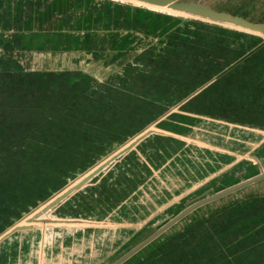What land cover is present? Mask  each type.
Returning <instances> with one entry per match:
<instances>
[{
	"label": "trees",
	"instance_id": "1",
	"mask_svg": "<svg viewBox=\"0 0 264 264\" xmlns=\"http://www.w3.org/2000/svg\"><path fill=\"white\" fill-rule=\"evenodd\" d=\"M45 22L51 25L46 27ZM26 30H32L29 37H36L37 44L27 41ZM41 33L45 38L42 43ZM0 39V48L7 56V59L0 56V60H7L10 64L7 68L0 65V72H5L0 75L13 73L12 76L18 78L16 72L22 70L15 66L18 62L15 53L24 58L33 53L80 52L90 57L85 66L96 76L78 67L64 70L77 71L78 75L67 78L57 74L64 78L69 88L77 90L79 102L72 101L74 107H58V100L46 107L42 99L31 106L32 99L29 95L28 99L22 98L19 90L34 87L19 85L10 79L0 81L3 91L0 97L11 100L18 110L0 108V233L50 198L59 187L105 156L110 149L160 117L166 111L158 103L163 98L166 102L180 101L203 84L210 83L219 72L225 71L214 83L207 85L197 96V101L204 102V96L208 97V101H212L211 109L216 101H220L224 106L238 109L243 114L241 119L230 115L231 108L222 111L203 109L200 103L195 105L198 112L181 110L264 129L262 37L114 0H0ZM136 41L138 45L134 44ZM178 41L187 44V54L198 55L194 57L196 60H189L190 65L187 66L183 61H177L174 91L168 93V85L157 92H152V86L151 92L137 90L135 87L140 81L135 80V75L155 74L158 70L156 63L177 50L179 45L175 43ZM113 66L118 67L112 72ZM200 67L202 74L194 75L193 71ZM211 72H214L212 76L209 75ZM41 73L35 72L30 76L49 79L48 74H44L46 72ZM101 75L107 77L103 79L99 77ZM189 79H199V82L187 87ZM44 94L49 96L50 93L40 90L37 99ZM116 94L127 95L125 110L116 108V101L120 102L122 98H117ZM84 97L90 100H82ZM154 104L160 108L150 111ZM25 105L30 110L31 119L20 116L16 120L2 121L3 111L20 114L24 112L20 108ZM140 116L141 122L127 128L121 135L97 131V125L106 119L112 122ZM173 118L188 124L200 120L172 113L159 125L187 133V127L171 122ZM101 136L103 139L98 142ZM156 141L161 142L158 147L148 146ZM143 143L147 144L151 154L143 153L144 157L132 154L134 161H129L128 156L125 164L117 165L119 172L116 169L117 174L111 179L101 181L93 194H83L85 197L67 202L57 210L58 214L98 219L112 214L118 219L136 220L134 214H143L139 206L147 212L148 205L133 202L136 200L133 195L135 186L138 183L152 185L154 167H161L163 173L167 172V177H172L180 165L188 172L190 168L194 172L195 168H204L202 165L192 166L189 159H194V153H189L191 147L195 150L192 143L187 145L184 140L162 134H153ZM90 144L96 145L94 152L87 150ZM145 146L141 148L145 150ZM258 150L263 153L264 145ZM78 151L80 155L77 157ZM74 158L76 160L72 162ZM132 177L140 181L131 188L128 181L133 182ZM172 181L173 178H168V182ZM184 200L169 208V212L178 213L185 208ZM74 205L76 210L67 211ZM263 232L264 193H251L213 208L200 207L124 264H264V236L260 237ZM145 233L146 229L134 234L132 242L140 240ZM255 237L259 242H251Z\"/></svg>",
	"mask_w": 264,
	"mask_h": 264
},
{
	"label": "water",
	"instance_id": "2",
	"mask_svg": "<svg viewBox=\"0 0 264 264\" xmlns=\"http://www.w3.org/2000/svg\"><path fill=\"white\" fill-rule=\"evenodd\" d=\"M117 2L129 4L145 8L151 11L205 21L208 23L218 24L225 28L239 30L249 33L264 39V0H114ZM172 113H180L187 115L189 118H199L197 123H202V126H194V128H207L202 132L209 134L214 142H219L220 148L224 153L226 161L224 168L217 172V177L214 181L209 180L205 186L197 188L191 194L182 199L183 208L178 213L167 212L162 220L157 218L153 224L149 226L147 223L139 231L146 229L145 235L137 242H132L131 236L125 247L112 255L106 262L100 264H124L137 253L145 249L153 241L162 234L172 229V227L182 222L185 217L199 209L200 207H216L226 204L236 198H240L251 193H262L264 191V152L260 153L259 147L264 145V129L248 124H240L226 120L215 119L208 116H199L197 114L183 111L181 109H169L166 113L160 116L150 126L135 135L130 141H127L121 146L114 157L107 162L98 163L97 167L88 169L86 175L75 185H68L59 193L56 192L47 200L39 203L34 208L30 209L23 216L17 219L13 224L7 227L0 233V264H14L16 260L28 255L26 239L35 238L36 245L40 242L41 231L43 229L57 228L64 233L60 235L54 233L47 245L45 255L52 249V243L56 240H66L74 235V232L81 229H88L99 232L101 228H93L91 225L80 226L85 223L117 221L125 223L134 221L133 219H118L112 214L98 218H83L61 216L58 214V208L71 196L75 191L82 189L85 185L91 182V179L98 174L104 167L117 156L126 153L131 149H136L137 145L154 133H159L166 136H174L186 143L191 141L192 144L198 143L201 137L184 136L187 133H182L173 129L161 127L159 123L164 121ZM179 126H185V123H180ZM190 125V124H189ZM161 127V128H160ZM186 127V126H185ZM210 127L214 128V132H210ZM209 139V140H211ZM234 159V164L230 165ZM90 170V171H89ZM211 176V175H210ZM190 198V199H189ZM189 199V201H187ZM179 200L174 206L178 205ZM40 206V207H39ZM39 207V209H38ZM33 210V211H32ZM32 211V212H31ZM123 221V222H122ZM152 221V220H151ZM132 224V223H131ZM63 226V227H60ZM69 226V227H68ZM76 226V227H75ZM50 228V229H51ZM59 231V232H61ZM69 231V232H68ZM138 233V232H137ZM37 234V236H35ZM47 236V234H46ZM59 236V238H58ZM97 236H101V232ZM27 237V238H26ZM73 237V236H72ZM71 237V238H72ZM75 237V236H74ZM26 238V239H24ZM44 238V237H42ZM102 239V238H101ZM101 239H96L97 241ZM102 241V240H101ZM19 242V244H17ZM52 242V243H51ZM56 245V243H55ZM39 250V247H37ZM14 251L17 254L13 255ZM19 251V254H18ZM36 252H34L35 255ZM39 257V253L35 255ZM39 259V258H38ZM38 259H27L25 264H41Z\"/></svg>",
	"mask_w": 264,
	"mask_h": 264
},
{
	"label": "flooded vegetation",
	"instance_id": "3",
	"mask_svg": "<svg viewBox=\"0 0 264 264\" xmlns=\"http://www.w3.org/2000/svg\"><path fill=\"white\" fill-rule=\"evenodd\" d=\"M50 25H51V23L45 22L46 27L50 26ZM26 31H27V35H28L27 41L32 43V44H37L36 37H29V34L31 33L32 30H26ZM44 40H45V38L42 37V33H41L40 42L42 43ZM0 41H1V39H0ZM134 44H137V41ZM175 45H179L177 50L169 52L168 55L165 56L164 60L158 61L156 63L158 66V70H157V72L155 71L156 72L155 74H152V75L136 74L135 75V80L140 81V83L135 87L137 90H139L140 92H144V93L145 92H151L150 87L152 86V87H154V91H152V92H157V91H159L160 88L163 89L166 85H168L169 88H168L167 92L172 93L174 91L173 84H174V74H175V70L177 67V61H183L184 64L187 66V65H190L189 60H196L194 57H196V55H198V54H187L185 52L187 49L186 48L187 44H185L183 42L178 41L175 43ZM5 53H6L5 50L0 48V56H3L7 59V56ZM132 53L133 52H131L130 54H132ZM14 57L16 59H18L17 65H15V66L19 67L18 69L22 70L21 72H16L18 78L12 76L13 73L2 74V75H0V81L10 79L19 85H26L29 88L34 87L33 89L19 90V94H21L20 96L22 98L28 99L27 96L29 95L30 100L32 99L31 102L29 103V105H31V106L34 105V102L36 100L42 99L44 102V105H46V107H48V105L51 104L52 102L54 103L55 100H58V107L60 105L66 106V107H70V106L74 107V105L71 102L72 101H74L76 103L79 102V98H78L79 95L77 94V90L69 88L67 86V84L64 83V78L58 77L57 74H63V76L67 77V78L70 76H73V75H78L79 72H77V71H64V70H74L73 68L78 67V68L82 69L81 71L95 76L94 73L91 72L90 70H87L86 66H85V63H86L85 61L90 62V57L88 55H84L80 52H71V53H65V52L64 53H58L57 52L54 54L53 53H33L30 56H23L24 58L18 57V55L15 53ZM146 60L149 63L152 62V60H150V59H146ZM0 65L4 68H7V67H9L10 64L7 63V60L2 59V60H0ZM113 67L114 68H113L112 72L116 71L118 66H113ZM25 68L26 69L30 68L31 70H26ZM43 69L48 70V71H43ZM201 69H202L201 67L199 69H196L195 71H193V74L194 75L202 74ZM35 72L39 73V74H43L41 72H46L44 74H48L49 79L44 80L41 77L38 79L34 76H30V74L35 73ZM224 72L225 71L217 73V75H215L212 78L210 83H212V82L214 83V81H216ZM0 73H5V72H0ZM213 74H214V72L209 73L210 76H212ZM21 76H24V77H21ZM99 77L104 79L107 76L101 75ZM198 82H199V79H196V80L189 79L187 87H189L190 85H194ZM210 83L208 82L205 85L203 84V86H201L200 89L194 90L193 92L189 93V95H187L185 98L181 99L180 101H177V102L176 101H174V102L173 101H167L166 102L163 98L158 103L162 104L163 105L162 107H164L166 109V111L168 109L176 110L178 108V109H185V110H191V111L198 112V110L195 107V105H197V103H200V105L202 104L203 107H201V108H203V109H210V110L219 109L222 111V109H224V108H226V109L231 108L232 110H230L231 111L230 115H232V116L236 117V119L240 120L241 117L243 116V114H240L238 109H234L233 107H229V106H224L220 101H216V105L212 106V109L210 108V103H212V101H208V97L204 96V100H205L204 102H202V101L198 102L197 101V96L199 94L203 93V91L207 88V85ZM36 86H37V88H36ZM40 90L43 93L49 92L50 93L49 96L44 94L43 97H40L37 99V96L40 93ZM126 91H124V92H126ZM1 92H3L2 89H0V95H1ZM216 94H217V92H216ZM116 97L117 98L122 97L119 99L120 102H118V100L116 101V99H114L116 101V105H117L116 108H119L120 110H125L126 105H127L126 104L127 95L124 94L122 96H119L118 94H116ZM86 99H89V98H85V97L82 98V100H86ZM23 103H24V101H23ZM101 103L103 105H105V102H101ZM6 107H9L13 110L18 111L14 107V103H12L11 100H3V98L0 97V108L3 109ZM112 107H113V104H112ZM156 107L158 109L160 108L159 106L154 104V105H152L150 111L153 108L155 109ZM101 108H104V107H101ZM201 108H199V109H201ZM20 110L24 111V112H21L22 114L21 113L20 114H12L10 111H7V112L3 111L1 113L2 121H5L6 119L16 120L20 116H22L25 119H31L32 118L31 114H30V110H27V105L22 106L20 108ZM139 110L141 111V109H139ZM147 113H149V112H147ZM147 113H145V114H147ZM122 119L123 118H120V119L112 121V122L109 121L108 119H106L104 122H101V124L97 125V128H98L97 131H99L101 133H107V132L109 133V131H110V134H113L115 136L119 135V134L121 135L127 131V128H130L134 125H138L142 120L141 116L139 118H136V119H128V118H124L123 120ZM127 120H129V123H126ZM243 120H247V119L243 118ZM155 121L156 120H154L153 122H155ZM17 122H19V121H17ZM171 122H173L174 124H177V122L183 123V121H180V120H177L174 118L171 120ZM27 123L28 122L24 123V125H27ZM184 123H185V126L187 127L186 130L188 131V133L184 136H191L192 137L193 130L202 129L199 127L194 128V126L197 125V122H195L194 124L190 123V125L187 122H184ZM0 124H1V120H0ZM135 129H136V126H135V128H133V130H135ZM202 130L206 131L207 129L204 128ZM135 132L132 135H134ZM154 134L158 135L159 133H154ZM106 135L107 134H103V136H106ZM103 136H101V138L98 140V142H100L103 139ZM51 137L54 138V136H51ZM170 137H174V136H170ZM126 140H128V137L126 138ZM156 140H158V138ZM158 143L160 144L161 142L156 141L153 145H151V143H149L148 146H151V147L153 146V148L158 147ZM123 144H125V142H123L122 144L115 146L114 148L110 149L105 156H103L98 161L93 163L91 166H89L87 169H85L80 174H77L72 179L74 181L71 180L72 182L70 181V182L65 183L63 186L59 187V189L56 192H60V191L64 190L68 184L75 185L76 183H78V181L81 180L86 175L85 171H87L88 169H90L92 167L93 168L97 167L98 163H100V162H105V161L107 162L108 160H110L112 157H114V155H116L118 153V151L121 150L120 148ZM186 144L189 145V144H191V142H188ZM143 146H145L144 147L145 150H143V148H141ZM86 148L88 151L94 152L96 150V145L90 144ZM140 150L142 151V153L140 152ZM201 151L202 150L197 149V152H196L195 150H192V147H191V152H189V153H194L192 155L194 157H196L195 155L197 153H200ZM143 153L144 154H148V153L151 154L149 147H147V144H144L143 142H141L137 145L136 149L133 148V149L127 151L126 153L117 156L115 159H112L104 167V169H102L98 174H96L91 179V182H89L87 185H85L82 189L75 191L71 196H69V198L60 207H63L64 205H66L67 202L69 203V201L75 202L77 199H81V198L85 197V196H83V194L89 193L88 196H90L91 194H93L96 187L101 183V181H103L107 178L111 179L115 173L117 174L116 169H118V172H119V168H118L119 166L117 167V165L124 162L125 158H128V156H130L129 161H134L135 159L133 158L132 154L141 155L142 157H144L142 155ZM79 155H80V151L77 152V157ZM199 156L204 157L202 155H199ZM76 158L72 159V162H75ZM193 161L197 162L196 158H194ZM166 163H164V164H166ZM123 164H125V162ZM207 164L210 165L211 168H213V163L209 160L206 161L204 158V162L202 164V167L203 166L206 167ZM189 165H191V161H189ZM192 166L194 167L195 165L192 164ZM160 169H161V167L160 168L154 167V169H152V171H153L152 176H154V183L152 185L149 184L147 186V184H146L145 186H143L142 185L143 183L140 185H139V183L136 184L135 188L136 187L137 188L133 192V195L136 196V197H134V199H136V200H134L133 202H135V201L141 202V200L144 198V199H149L152 204H156V202L158 204L160 202L163 203L165 201V199H168L170 197L169 194L164 192L166 190L161 191V190L157 189V187L159 185V179H158L159 174L158 173L162 172ZM83 173H85V174L80 176ZM126 173H129V171H127ZM128 178L130 179V177H128ZM132 178L134 179L133 182H131L130 180L128 181L131 184L130 185L131 188L134 187L136 182L140 181L138 178H134V177H132ZM168 178H172V177H168ZM186 179L187 180L190 179V176L186 177ZM189 183H190V181H189ZM143 189L146 191L145 193H144ZM156 191H158L159 193H155ZM146 194H148V196H144ZM155 197H156V199H155L156 202L154 200H152ZM147 201L144 202L143 204L146 205ZM174 205L175 204H172L171 206L162 209V211H167V210H169V208H171ZM76 208L77 207L74 205L73 207H71V209H68L67 211H70L73 209L76 210ZM139 209L142 210L143 208L139 206ZM263 236H264V232L262 235H260V237H263ZM256 237H258V236H256ZM256 237H255V239L251 240V242H253V243L259 242V240L256 239ZM235 264H238V263L235 262Z\"/></svg>",
	"mask_w": 264,
	"mask_h": 264
},
{
	"label": "crops",
	"instance_id": "4",
	"mask_svg": "<svg viewBox=\"0 0 264 264\" xmlns=\"http://www.w3.org/2000/svg\"><path fill=\"white\" fill-rule=\"evenodd\" d=\"M195 126H202V123H200V124L197 123V125H195ZM199 128H202V127H199ZM202 129H204V128H202ZM202 129H195V130L204 131ZM206 129L208 130V127ZM209 131L217 134L214 131L213 127H210ZM195 135L192 134V136H194V137H201L200 133H197ZM188 142H191V141H188ZM193 145L195 146V147H193V149H195V151H196V148H198L199 150H202L200 153H197L195 155L196 157H194V158H196L197 162H195V161H193V159L189 158L193 162L192 164L195 165L194 167H199L198 166L199 164L202 165L204 162V158H205L206 161L209 160L213 163V168L203 166L204 167L203 169L199 168V170H197L195 168V172L190 168V172H188L187 175L185 173L184 176L181 177L183 179V181H180V186L178 184L179 187L176 185L177 180H176L175 176L173 175V173L171 174V176L173 178V181H172L173 183L171 184V186H169V185H167L168 177L165 176L167 174V172L166 173H165V171H164V173L159 172L158 173L159 174L158 175L159 185H158L157 189L161 190V191L166 190L164 192L169 194L171 197H174L173 200L167 202L168 204L165 205L164 207H162L161 209H164L166 207L171 206L172 204L177 203L179 200H182L183 198L187 197V195L191 194L192 191L196 190L197 188L205 186V184H207V182L209 180H212L215 177H217L216 174L218 171L223 170V168H224L223 165H224V161H226V158L224 157L225 155L221 149L222 147L220 148L221 144L218 141L214 142L213 139L209 140V138H202V139L198 140V143L193 144ZM199 155H202L204 157H201ZM233 159L234 158L231 157V160H233ZM234 163L235 162L233 160L230 165H233ZM188 176H190V179L187 180L186 177H188ZM192 179L196 183L189 184V181L191 182ZM178 180H181V179H178ZM176 191H178L179 193L176 196H174ZM145 192L146 191L144 190V193ZM144 196H148V194H146ZM145 201H147V204H148V202L150 200L143 198L141 200V203L143 204ZM135 203H137V202L135 201ZM137 204H140V203L138 202ZM153 205H156V204H152V207L147 208L148 209L147 212L141 210L143 212V214L141 212H139L138 214H134V216H137L135 218L136 223L143 221V223H139L138 228L135 230L136 232H138L148 222H150L151 220L154 219L153 216H151V218H147L151 213H153L157 209L156 208L155 210H152ZM160 205L161 204L159 203V206ZM158 210H160V209H158ZM146 214H148V215H146ZM145 218H146V220H143ZM123 220H125V219H123ZM145 222H147V223L145 224ZM99 232H101V231H99ZM99 232H97V230L92 231V230H88V229L77 230L76 232H74V235H71L68 237L67 243L65 242L67 237H65V240H61V238H60L59 243H57L58 241L56 242V240L54 241V243L51 242L52 243V249L49 250L50 252L45 255L47 245L50 242H48L46 239V234H47L46 229H43L41 231V238L39 240L40 242L37 245H36L37 239L36 240H35V238L26 239L27 237L24 238V239H26L27 248L29 250V253H27L28 255H25V256L19 258L18 260H16L17 263H14V264H25L27 259L33 260V259H38V258H39L38 259L39 263L43 264L46 261H49V262L52 261L54 259V257H57L58 260L63 264H72L76 260V258L73 255V254H76V251L73 250V248H75L76 245H79L82 247V250H81L82 252L78 253V255L82 257L83 254L88 253L89 247H91V246L95 247L96 243L101 242L100 240L97 241L96 239L102 238L101 240L104 242L103 237L97 236L99 234ZM132 235H134V233ZM42 237H44V238H42ZM58 238H59V236H58ZM55 243L57 245L58 251H61V253L56 254V255H54ZM17 244H19V242ZM103 245H104V243H103ZM37 247H39V250ZM34 252H36L35 255L37 253H39V257H36L34 255ZM15 254H17V251H14L13 255H15ZM18 254H19V251H18ZM3 264H5V263H3Z\"/></svg>",
	"mask_w": 264,
	"mask_h": 264
},
{
	"label": "rangeland",
	"instance_id": "5",
	"mask_svg": "<svg viewBox=\"0 0 264 264\" xmlns=\"http://www.w3.org/2000/svg\"><path fill=\"white\" fill-rule=\"evenodd\" d=\"M152 123L148 124L145 128H147L148 126H150ZM145 128H143L140 131L136 132L134 135H132L130 138H128V140H126L124 142L126 143L127 141H130L135 135H137L139 132H141ZM197 133H200L201 134V138H209V139H211V137H210L209 134H206V133H204V132H202L200 130H193V132H192L193 135H195ZM181 166L182 165H180V167L178 169H175L174 172H173V175L175 176V178L177 180L178 179H181V180L176 181V185L177 186H178V183H180V181H183V179L181 178V177H183L182 175H184L185 173H186V175L188 174L187 169L184 168L183 166L182 167ZM84 174L85 173L81 174L80 176H82ZM72 181H74V180H72ZM194 183H196V182L192 179V181L189 184H194ZM171 184L172 183H170V182L168 183L167 182V185L171 186ZM179 186H180V184H179ZM155 193H159V192L156 191ZM178 193L179 192L176 191L175 194H174V196H176ZM262 193H264V191ZM173 198L174 197H171L170 196L168 199H165V201L163 203L160 202V204H161L160 206H159V203L157 204V202L155 201L156 197L152 199V200H154L156 202V205L153 206L152 210H155L156 208L157 209L147 217V218H151V216H153V218H154L150 222L147 221L149 223V226L152 225L153 224V221L157 220V218H161L159 220L164 219V217H165L164 215H165V213L167 211H162L161 208L164 207L165 205H167L168 204L167 202L173 200ZM189 199H187V201H189ZM136 202L138 203V201H136ZM147 205H148V207H152V203L150 201L148 202ZM39 207H38V209H39ZM158 209H160V210H158ZM146 215H148V214H146ZM162 216H164V217H162ZM143 220H146V218L143 219ZM147 222H145V224ZM139 223H143V221H140V222H137V223L134 222V221H128V222H125V223H119L117 221H104V222H100V223L99 222H93V223L81 224L80 226H85L86 227L87 225H91L93 228H101L100 231H101L102 237L104 238V242L100 240L101 242L96 243V246L95 247L94 246L89 247L88 248V253L83 254L82 257L78 255V253H81L82 252L81 251L82 250V247L79 246V245H76L75 248H73V250L76 251V254H73L74 257L76 258V260L72 264H100L103 261L106 262L107 259H110L113 254H115L116 252L122 250L125 247V245L128 243V241L130 240V238H131V236H132L133 233L134 234L137 233L135 230L138 228ZM51 227H57V225H55V226H49V229H47V236L46 237L49 238V241H50L51 236L54 233H56V234H59L60 233V235L64 233L60 229L58 230L57 228H51ZM60 227H63V226H60ZM59 231H61V232H59ZM35 236H37V234ZM103 243H104V245H103ZM59 253H61V251H58L57 245H55L54 255L59 254ZM36 264H38V263H36ZM43 264H63V263H61L58 260L57 257H54V259L52 261H50V262L49 261H46Z\"/></svg>",
	"mask_w": 264,
	"mask_h": 264
}]
</instances>
